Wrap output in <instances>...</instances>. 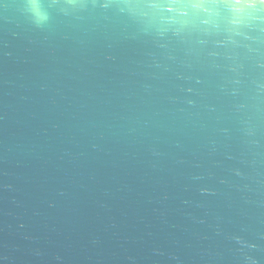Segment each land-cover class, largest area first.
Masks as SVG:
<instances>
[{"label":"water","instance_id":"obj_1","mask_svg":"<svg viewBox=\"0 0 264 264\" xmlns=\"http://www.w3.org/2000/svg\"><path fill=\"white\" fill-rule=\"evenodd\" d=\"M0 0V264H264V0Z\"/></svg>","mask_w":264,"mask_h":264},{"label":"clouds","instance_id":"obj_2","mask_svg":"<svg viewBox=\"0 0 264 264\" xmlns=\"http://www.w3.org/2000/svg\"><path fill=\"white\" fill-rule=\"evenodd\" d=\"M52 3L55 4L56 0H52ZM24 6L37 26L42 25L48 20V14L42 9L40 0H24Z\"/></svg>","mask_w":264,"mask_h":264}]
</instances>
